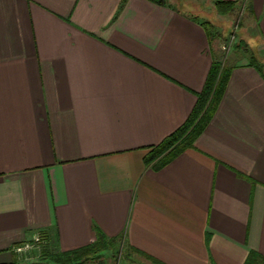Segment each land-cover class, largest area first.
<instances>
[{"label": "crops", "instance_id": "obj_1", "mask_svg": "<svg viewBox=\"0 0 264 264\" xmlns=\"http://www.w3.org/2000/svg\"><path fill=\"white\" fill-rule=\"evenodd\" d=\"M220 1L252 12L264 56V0L182 5ZM217 49L168 2L0 0V264H54L100 234L138 264H264L260 66L233 65L189 150L146 164L192 114ZM35 233L41 253L11 251Z\"/></svg>", "mask_w": 264, "mask_h": 264}, {"label": "rangeland", "instance_id": "obj_2", "mask_svg": "<svg viewBox=\"0 0 264 264\" xmlns=\"http://www.w3.org/2000/svg\"><path fill=\"white\" fill-rule=\"evenodd\" d=\"M168 2L176 8L183 9V12L192 13L196 19L206 24V30L210 40H216L218 49L215 52V61L227 67L240 63L244 59L260 66L264 71V56L258 51L255 45L256 38L248 35L247 21L252 17V12L243 6L233 7L231 10L217 9L216 4L211 2L202 4L199 7H188L182 5L183 0H156ZM229 6H224L228 8ZM245 34V35H244ZM187 145L183 151L189 150ZM110 246V247H109ZM108 249L99 256H93L85 264H138L135 255L130 253L123 246L111 243ZM44 257V256H43ZM99 258V259H98ZM54 264H57L53 261Z\"/></svg>", "mask_w": 264, "mask_h": 264}, {"label": "trees", "instance_id": "obj_3", "mask_svg": "<svg viewBox=\"0 0 264 264\" xmlns=\"http://www.w3.org/2000/svg\"><path fill=\"white\" fill-rule=\"evenodd\" d=\"M162 3L161 1H157ZM231 2H217V9L231 10L234 7ZM224 6H229L224 8ZM206 28V24H203ZM232 68L214 61L202 92L198 94L197 104L188 118L187 122L174 134L165 139L159 146L155 147L150 156L146 159V164H153L159 170L173 161L184 152L187 145H192L194 140L209 123L215 109L217 108L222 95L227 86ZM113 242L106 241L100 234L98 240L90 246L75 250L70 253L53 258L57 264H85L93 256H99L105 252ZM109 246V247H108ZM252 257L245 264L252 263ZM99 259V258H98Z\"/></svg>", "mask_w": 264, "mask_h": 264}, {"label": "built area", "instance_id": "obj_4", "mask_svg": "<svg viewBox=\"0 0 264 264\" xmlns=\"http://www.w3.org/2000/svg\"><path fill=\"white\" fill-rule=\"evenodd\" d=\"M46 246V240L41 233H35L29 240L24 241L12 248V252L20 256L23 260L33 259L32 255L40 252Z\"/></svg>", "mask_w": 264, "mask_h": 264}]
</instances>
